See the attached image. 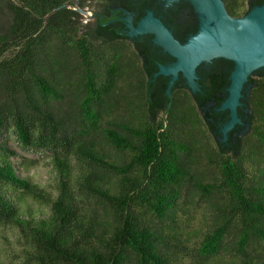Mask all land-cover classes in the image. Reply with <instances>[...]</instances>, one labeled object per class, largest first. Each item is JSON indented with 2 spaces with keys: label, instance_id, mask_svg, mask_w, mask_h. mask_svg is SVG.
Masks as SVG:
<instances>
[{
  "label": "trees",
  "instance_id": "16d2710c",
  "mask_svg": "<svg viewBox=\"0 0 264 264\" xmlns=\"http://www.w3.org/2000/svg\"><path fill=\"white\" fill-rule=\"evenodd\" d=\"M223 1L235 18L264 5ZM88 2L0 0V226L20 231L34 264H264V68L247 84L245 125L223 142L229 112L217 111L234 62L202 64L200 91L180 76L169 96L170 77L155 75L175 59L151 39L133 41L134 56L115 29L97 45L82 33ZM125 69L130 87L117 94ZM9 126L22 149L52 153L54 196L11 161ZM195 195L211 211L203 232ZM27 197L50 211L33 212Z\"/></svg>",
  "mask_w": 264,
  "mask_h": 264
},
{
  "label": "water",
  "instance_id": "95a60500",
  "mask_svg": "<svg viewBox=\"0 0 264 264\" xmlns=\"http://www.w3.org/2000/svg\"><path fill=\"white\" fill-rule=\"evenodd\" d=\"M165 7L181 1L189 2L199 20V29L187 42L181 43L163 21L149 11L137 26L134 15L126 11L128 37L152 35L154 45L170 55L175 61L170 65H159L155 77H170L167 94L180 76L185 79L192 93L200 91L197 68L217 59L234 62L228 97L220 111H229V121L221 132L227 141L228 135L243 122L238 109L245 97V88L254 72L264 68V5L256 6L243 17H232L223 0H162Z\"/></svg>",
  "mask_w": 264,
  "mask_h": 264
},
{
  "label": "rangeland",
  "instance_id": "374dc122",
  "mask_svg": "<svg viewBox=\"0 0 264 264\" xmlns=\"http://www.w3.org/2000/svg\"><path fill=\"white\" fill-rule=\"evenodd\" d=\"M96 1L97 0H92L91 3L86 4L84 10L85 11L87 10L88 12H95L94 14H96L97 12L100 13L101 7L97 5ZM253 1L255 0H244L242 4L243 10L247 11L250 8V4ZM83 19L84 21L87 20L86 17L85 18L83 17ZM93 27H94V22L90 21L89 18L88 27L84 28L82 33L87 35V33ZM95 43L97 45L104 44V43L100 44L101 42H95ZM128 44L129 43H125V46L127 47V49L131 51V53L135 54L134 56H136V51H134L131 45L128 46ZM130 78H131L130 73L128 72L127 69H125L124 74L119 81V90L117 94H123L129 89L130 85L128 84V81H131ZM134 79L136 82L137 79L135 77ZM250 89H251L250 86L245 88L244 95L245 93H247V90L249 91ZM69 103H70L69 101H65L64 103L56 102L54 103V107L58 110L63 111L67 109V104ZM243 106L244 104L242 101V106L239 107V109L243 108ZM245 112L249 113V110H246ZM160 116L162 117L163 114L161 113ZM248 132H249L248 127H245V129L241 132V135L242 134L245 135ZM4 136L6 138V143L9 145L12 151L16 153L15 156L11 157V161L19 168V172H21V175L30 178L35 184H38L43 192L54 196L56 194V187H57L56 185L58 183V176L52 164V158H53L52 153L47 152L45 150L22 149L16 140V135L13 131L12 126L8 127ZM228 139L229 137L227 138V140ZM190 202L194 206V208L200 213L197 216V221L193 223L195 226L194 229H197L200 232H203V230H207L205 225H207L206 222L209 221V219L207 220L205 216L209 217L211 211L208 208H206L207 207L206 203L200 202L199 195H195L194 198L189 201V203ZM27 203L29 207L25 205L24 209L28 207L32 209L33 212L35 213L43 212L46 214L47 212L50 211L49 206L40 204L39 202L34 201L29 197H27ZM91 205L93 207L96 206L97 209L103 212L105 211L102 205L98 204V202L96 201L94 202L92 201ZM193 239H195V237H193ZM27 247H28L27 244L24 242V239L22 238L20 231L17 228L11 225L0 226V264H34L32 261H30V259L28 258L25 252V248ZM231 263L232 260L229 258V255H222L221 257L217 258L212 264H231Z\"/></svg>",
  "mask_w": 264,
  "mask_h": 264
},
{
  "label": "flooded vegetation",
  "instance_id": "af4514ba",
  "mask_svg": "<svg viewBox=\"0 0 264 264\" xmlns=\"http://www.w3.org/2000/svg\"><path fill=\"white\" fill-rule=\"evenodd\" d=\"M132 0H130L131 2ZM147 2L151 4H157L159 7L163 9V12L158 15H155L156 17L160 18L162 21L166 20L167 23L163 21V23L173 32V35L177 40H179L181 43L187 42L193 35H195L199 29V20L197 18V15L194 11V8L192 5L187 1H181L177 4H174L169 7H165V3L162 0H136V2H131L133 9L130 10L126 8V6L122 4H115L113 5L110 0H107L105 2L96 1L97 5L101 7V12H88L84 9H79L82 16L87 18V20L83 22L88 27V21L90 18V21L94 22V27L91 28V30L87 33V36L90 37L95 42H101L100 44H103L105 41H107L110 34V29L118 30V35L120 38H127L126 43H129L134 47L136 43L142 44V43H148L149 39H153L152 35H139L135 36L133 38L128 37L129 29L127 27V22H125V18L127 17L126 11H128L131 15L133 14V24L134 26H137L140 20L146 16V14L149 11L147 7H144L141 2ZM92 0H89L88 3H91ZM126 4V3H125ZM130 4V3H129ZM175 11L178 13V19L176 20ZM179 11V12H178ZM144 13V14H143ZM86 14V15H84ZM166 18V19H165ZM171 18V19H169ZM178 22V23H176ZM182 23H187V27L182 28ZM135 41V42H133ZM153 46L158 47L156 45ZM135 48V47H134ZM214 63H210L206 65V68L209 69V65H213ZM244 103V102H243ZM245 104V103H244ZM212 106V105H211ZM210 106V107H211ZM245 106H243L244 108ZM249 110L248 108H244L243 112L247 114L245 111ZM217 112H222L220 109ZM227 112V111H224ZM229 112V111H228ZM240 112V111H239ZM240 114V113H239ZM243 120V117L240 116ZM244 122V121H243ZM245 125V122L244 124ZM242 125V126H243ZM246 127H248L246 125ZM237 128V127H236ZM235 128V129H236ZM234 129V130H235ZM238 131V130H237ZM232 132V131H231ZM229 137V135H228ZM224 139V137H223ZM223 142H228L223 141Z\"/></svg>",
  "mask_w": 264,
  "mask_h": 264
}]
</instances>
